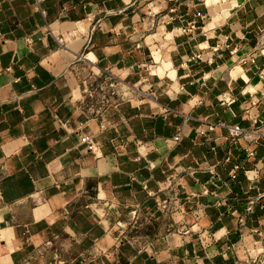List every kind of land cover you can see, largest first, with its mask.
<instances>
[{"label":"crops","instance_id":"crops-1","mask_svg":"<svg viewBox=\"0 0 264 264\" xmlns=\"http://www.w3.org/2000/svg\"><path fill=\"white\" fill-rule=\"evenodd\" d=\"M0 264H264V0H0Z\"/></svg>","mask_w":264,"mask_h":264},{"label":"built area","instance_id":"built-area-1","mask_svg":"<svg viewBox=\"0 0 264 264\" xmlns=\"http://www.w3.org/2000/svg\"><path fill=\"white\" fill-rule=\"evenodd\" d=\"M191 28H193V23L192 22H187V24L185 26H182L180 27V30H182L183 32H188L189 30H191ZM217 46H213L211 49L212 50H215ZM197 58H200V53L199 52H195V53H191L187 60H190V59H197ZM226 129H227V134L231 137V138H234L236 137L237 135H239L241 132H242V129L236 125V124H230V125H226ZM177 134H174L173 135V139H177ZM85 137H81V140H84ZM242 217H238V221L239 222H242Z\"/></svg>","mask_w":264,"mask_h":264}]
</instances>
